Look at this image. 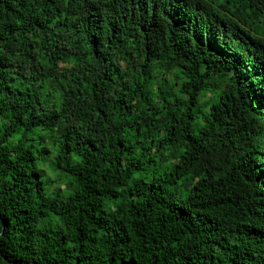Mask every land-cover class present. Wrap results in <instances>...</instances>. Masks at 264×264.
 <instances>
[{"label": "trees", "instance_id": "16d2710c", "mask_svg": "<svg viewBox=\"0 0 264 264\" xmlns=\"http://www.w3.org/2000/svg\"><path fill=\"white\" fill-rule=\"evenodd\" d=\"M0 264H264V0H0Z\"/></svg>", "mask_w": 264, "mask_h": 264}, {"label": "bare ground", "instance_id": "6f19581e", "mask_svg": "<svg viewBox=\"0 0 264 264\" xmlns=\"http://www.w3.org/2000/svg\"><path fill=\"white\" fill-rule=\"evenodd\" d=\"M146 1V0H145ZM220 1V0H219ZM183 9V8H182ZM186 16V15H185Z\"/></svg>", "mask_w": 264, "mask_h": 264}, {"label": "rangeland", "instance_id": "374dc122", "mask_svg": "<svg viewBox=\"0 0 264 264\" xmlns=\"http://www.w3.org/2000/svg\"><path fill=\"white\" fill-rule=\"evenodd\" d=\"M137 177H138V176H137ZM137 177H136V178H137Z\"/></svg>", "mask_w": 264, "mask_h": 264}]
</instances>
